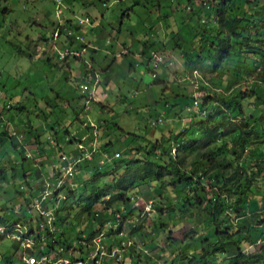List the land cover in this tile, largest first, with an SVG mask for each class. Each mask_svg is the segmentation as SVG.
Segmentation results:
<instances>
[{"label": "rangeland", "instance_id": "1", "mask_svg": "<svg viewBox=\"0 0 264 264\" xmlns=\"http://www.w3.org/2000/svg\"><path fill=\"white\" fill-rule=\"evenodd\" d=\"M207 1L62 0V13L57 14L55 0H0V218L6 217L16 203L22 206L23 212L29 211L24 195L34 199L41 195V185L32 188L37 180L44 178L52 182L51 174H57L56 169L67 165L62 161L63 157L80 155L76 145L67 140H78L87 152L94 148L93 164L82 170L81 165L89 164L81 163L74 169V178L79 180L74 184V178L68 179L62 189L55 190H58L56 195H60L57 206L64 221L63 224L57 218V234L66 241L65 248L74 249L72 260L82 259L90 264L88 251L81 253L79 250L78 236L84 244H88L89 249L92 242L89 234L97 229L107 234L117 222L112 214L123 207L119 202L108 206L97 203L92 211L104 212L107 219L102 217L99 220L95 215L94 223L87 213L80 212V205L71 204L78 203V198L73 199L75 194L80 193L87 198L96 187L99 191L104 187L110 189L133 182L137 169L135 165L126 163L147 157V145L157 138L162 140L163 148L174 144L178 133H182L185 142L205 139V134L198 130L197 122L191 125L188 124L190 120L182 122L179 118L180 115L186 117L185 106L190 104V95H193L191 83L181 81L185 75L181 73L184 60L181 54L184 51L197 54L195 48L198 47L202 29L200 21L212 17ZM240 1L234 2L232 14L241 7ZM245 1L246 19L250 18V13L261 12L264 8V0H258L257 4L256 0ZM261 16H264V10ZM250 31L247 28L243 32L244 38L249 36ZM258 32L261 33V29ZM154 54L162 57L164 64H157ZM206 54L207 45L204 43L201 56ZM237 54L226 59L232 70H225L221 75L199 71L203 80L199 85L208 83L212 94L217 92L221 99L230 98L235 87L231 79L237 78V88L245 85L243 71L235 67L239 59ZM261 70L258 67L253 77ZM257 81L260 86L263 85L260 80ZM93 83H96L97 89L86 110L85 96L91 92ZM207 106L211 109L217 104L210 101ZM158 119L163 123L153 127L152 123ZM31 132L37 135L38 143ZM221 141L217 142L218 146ZM104 145H107L108 156L120 153L121 159L100 165L101 158L104 162L107 159L105 154L96 152ZM214 146L212 143L209 147ZM138 147H142L140 154H137ZM256 148V145L251 146L250 151L255 149L259 153ZM198 150L204 149L199 147ZM180 154L190 162L196 151ZM245 156L243 153L242 158ZM97 172L103 176L91 182ZM169 178L164 176L163 184L171 190L174 187H170ZM73 184L75 187L71 189ZM137 186L126 194L138 213H142L149 202L143 194H149L151 188L141 183ZM253 188L255 193L252 196L264 194V183L260 180ZM169 192L166 190L164 196ZM118 193H121L120 189L107 192L104 201H109L110 196ZM64 197L68 199L65 202L62 200ZM249 203L246 217L259 205L256 199ZM42 207L55 217L50 197L45 199ZM166 215L161 216L174 225L169 228L170 234L167 228H164L163 234L159 231L162 227H154L161 222L156 211L151 210L150 215L133 221L136 225L133 231L132 221H124L122 232L125 239L120 240L125 251L123 261L104 259L98 264H230L231 252H210L204 257L206 253L193 250L191 239L199 237L194 232L202 235L198 229L200 225H196L194 219L185 218L177 222L173 221L176 218L172 212L168 211ZM231 216L234 225L244 219ZM24 224L29 226L27 222ZM31 225L32 233L37 235L39 224L34 221ZM261 229L262 226H256L260 232L254 234L255 238L260 236L264 226ZM238 238L243 239V236ZM0 239V264L4 259L11 264H21L23 249H16L11 239ZM128 241L133 245L127 250L125 244ZM255 241L257 244L253 245L240 241L239 247L243 254L246 253V261H250L248 256L254 258L260 254L264 241L259 238ZM40 246H46V241L32 245L34 251H27L37 258ZM32 254L29 257H33ZM261 254L263 258L254 264H264V249Z\"/></svg>", "mask_w": 264, "mask_h": 264}, {"label": "trees", "instance_id": "2", "mask_svg": "<svg viewBox=\"0 0 264 264\" xmlns=\"http://www.w3.org/2000/svg\"><path fill=\"white\" fill-rule=\"evenodd\" d=\"M235 1L240 0H208L207 8L211 10L212 17L208 18V25L201 23L202 29L200 30L199 44L195 48L197 54L189 51L183 52V68L185 73L200 71L202 74L210 73L221 75L225 70H232L225 61L231 55L236 56V53H238L239 59L236 61L235 67H240L243 71L242 79L245 85L237 88V78L231 79L235 87L233 88V95L230 98L222 97L221 99V96L217 92L212 94V89H208V83L204 82V84L200 85L201 88H199V91L202 95V102L207 104L210 101H214L217 104L207 114L206 118L197 122L199 125V128H197L202 134H205V139H201L198 142H185L182 140V133H178L175 136L174 144H171L168 148H163L162 140L157 138L147 145V150H145L146 152L144 151L148 155L147 157L142 160L134 159L126 163L127 165H135L134 167L137 169L133 182L114 186L110 189L108 187L104 189V187L99 191H97L99 187H96L97 189L93 194L87 196V198L77 193L73 199L78 198V203L74 202L71 204L78 207L80 205V212L87 213V216L91 217L92 221L96 223L95 215H98L96 217L99 220H102V217L106 216L104 212L97 213L92 211L97 203H106L108 206L112 202H119L122 204L123 211L119 209L117 211L124 212V220L134 221L133 218L129 217L134 216L136 208L126 193L133 187L137 188V185L140 183L147 184L151 188V192L143 195L147 199V202L152 201L153 212L156 211L158 213L161 222L159 226L154 224V227L156 229L162 227L159 230L161 233H165L164 228L169 229L170 226L174 227L171 222L167 223L168 219L165 218L168 216V214L166 215L168 211L174 214L176 219L173 221L181 222L185 218L194 219L196 225H200L198 229L201 230L202 235H199L197 231L194 232L199 237L191 239V247L193 250L206 253L204 257L207 254L209 255L210 252H219L222 254L231 252L229 256L230 264H254L259 262L260 258H263L261 253L264 245L259 249L260 254H258V257L254 256L252 258V256H248L250 261H246V253H242L239 244L240 241L248 245L257 244L255 240L258 238L262 242L264 241V230H262L264 218L259 217L264 215V194L252 196L255 193L253 186L259 180L264 183V38H258L261 36L264 37V16H261L264 8H261V12L250 13V18L246 19L247 11L245 9V0L239 2L241 7L234 10L236 14L231 13ZM248 2L249 0H247ZM257 3L258 0L255 1V4ZM247 28L251 31L249 32V36L244 38L243 32ZM260 29L262 31L261 33L258 32ZM204 43L207 45L206 57L204 55L203 57L201 56ZM257 43L261 45L258 47L256 46ZM245 47L247 50H242ZM258 67L262 70L253 77V73L257 71ZM257 80H260L263 85L260 86ZM191 125L193 124L191 123ZM31 134L35 142L38 143L39 139L37 135L33 132ZM219 140L222 141L220 143L221 145L218 146L217 142ZM67 142L70 144L74 143L77 151H80V155L83 158L82 163L89 164L86 166L80 164L81 169L83 167L89 168L94 162L93 158L95 154L92 159H88L85 157L83 151L84 146L81 142L76 139H73V141L69 139ZM212 143L215 146L209 147ZM107 145H104L96 152L99 155L105 154V158L107 159L104 162L101 158L99 161L100 165H106L112 160L121 159L120 153H114L112 156H108L106 150ZM175 145H177V151L176 154H172ZM254 145H256L259 153L255 149L252 152L250 151V147ZM199 147H202L204 150L199 151ZM141 149L142 147L137 148V154L142 153L140 151ZM189 151H196V155L190 162H187L182 158L180 153L187 154ZM243 153L246 154L244 158H242ZM71 157L73 158L74 155H69L68 160ZM60 173L61 169L58 170L57 174L54 175L52 173L53 176L51 174L52 182L54 181V183L50 181L52 184L50 204L53 206L52 209L55 215L53 221L48 224L47 219L39 212L34 213L32 210H29V212L25 210L23 212L21 210L22 206L17 203L12 207V211L8 213L7 216L9 217L0 218V226H5L8 232L14 227L15 223L25 226L24 223L27 222L29 224L26 229L28 234H23V238L33 232L31 224L34 221L37 222L39 224V231L37 235H34V244L38 245L43 240L46 241V246H40L43 249L38 251L41 255H49L48 257L54 261L58 256H62V254H59L58 246L64 247V253L68 250V247L65 249L66 241L63 240L61 235L57 234L58 228L56 225L57 218L62 223L64 222L63 218L59 216L60 208L58 209L57 203L60 200V195L57 194V196L56 192L62 189L65 184H61L60 188L55 191V187L62 177ZM84 174L87 175L86 171H84ZM101 176L103 174L97 172L94 174L91 182L98 181ZM164 176H170L168 179L169 185L170 187H174L171 190L164 186ZM77 181L74 178V184ZM74 184L73 188L71 186V189H74ZM40 185L41 187L44 186V184ZM118 189H120L121 193L110 196L109 201H104L106 200L107 192L112 190L117 191ZM40 190L42 194L36 197L37 201L41 199L44 193V189L40 188ZM166 190L170 192L164 196ZM19 194L22 195L20 192ZM24 196L27 206H33V197ZM254 199H256L257 203L259 202L258 208L252 210L253 212H250L251 215L246 217L248 213L247 207L250 206L249 201L251 202ZM62 200L65 202L68 199L64 197ZM154 203L156 206H154ZM128 205L130 206L127 209ZM71 207L72 205L69 208ZM65 208L63 207L62 209ZM15 211L20 216H24L14 215ZM164 214L166 216L163 219L161 215ZM230 216L231 218L236 217L238 219L244 217V219L234 225ZM256 226H262V231L260 236L255 238L254 234L260 232L256 230ZM170 232L171 230L169 229V234ZM91 234L92 232L89 235ZM239 236H243V239L238 238ZM78 240H80V236H78ZM12 242L16 245V249L20 248L18 242ZM82 248L81 246L79 247L81 253H83ZM69 249H71L70 251L74 250L72 248ZM65 258L73 259L68 255ZM76 261H80V259H76ZM2 264H11V261L4 259L2 260ZM21 264L25 263L21 262Z\"/></svg>", "mask_w": 264, "mask_h": 264}, {"label": "clouds", "instance_id": "3", "mask_svg": "<svg viewBox=\"0 0 264 264\" xmlns=\"http://www.w3.org/2000/svg\"><path fill=\"white\" fill-rule=\"evenodd\" d=\"M208 22H209V19H202L200 21V24L205 23V25H208ZM181 55L183 56V52ZM153 58L157 64H164L162 57L154 54ZM169 65H171V62L169 63ZM181 73L185 74L183 76V78L181 79V81L183 83L184 82L185 83L186 82L191 83L190 87L193 90V95H190L191 98H190V104L187 105L188 107L185 106L184 112L187 113L186 117H182L180 115L179 119H180V121L183 120L182 122H185V120H190V122L188 124H191L193 122H198L199 120L206 118L207 114L210 113V110H212V108L210 109L209 106H207L208 103L204 104L202 102V99H201L202 95L199 91L200 85H202V84L199 85V82L203 81V80H202V77L200 76V73L198 71L185 73L184 68H183V72H181ZM152 77H153V79L156 78L155 75H152ZM82 89H83V87H82ZM96 89H97V85H96V83H93L91 92H88L85 96L86 110H88V106L93 101V94L96 91ZM162 123H163V121L161 119H158L156 122H153L152 125H153V127H156L158 124H162ZM83 151L85 154H88L89 159H92L93 155L95 154L94 148L92 149L91 152H87L85 149H83ZM176 151H177V145H175V148L172 150V154H176ZM63 158L68 159V157H63ZM70 160H79L76 167H78L83 162V158L81 157V155L74 156ZM56 172L58 173V169H56ZM62 172H63V170L61 169L60 174L62 175V177L60 178V182L55 187V190L60 188L61 184H63L66 180L71 179V178L73 179L75 177L74 172H73V176L71 178L64 177V172L63 173ZM51 187H52V184H50V182L47 183V187H46V184H44V186L42 187V189H44L43 192H46L48 190L52 194ZM43 195H44V193H43ZM43 195H42V197H43ZM49 197H47V198H49ZM35 200L36 199H34L33 204L35 203ZM28 209L32 210L34 213L36 212L32 208V206H30V208L28 207ZM151 210L153 211V203H152V201H149L148 203H146L145 208L143 209L142 213L141 212L138 213V210L135 209L134 216L129 217V218H133L134 221L141 220V218H143L144 215H150ZM122 211H123V208H122ZM27 212H29V211H27ZM14 215L20 216V214H18L17 211L14 212ZM123 215H124V212H118V211H116L115 214H112V216H114V219L117 222L109 230V232L107 234L100 232V230L99 231H97V230L92 231V234L88 236V238L90 237L91 241H92L89 249H87L88 244L87 245L84 244V240L80 239V245H81V247H83L82 248L83 251L87 250L89 253L88 257L90 260V264H98L99 261L103 262L104 259H114L117 262L121 261L123 259L122 255L124 254L125 251H124V248L121 247L122 241H120V240H121V238L125 239L123 232H122V228H123L122 224L124 223V221H127V219L124 220ZM108 224H110V222H108ZM0 227H5V226H0ZM135 228H136V225L132 221V223H131V229L132 230L131 231L136 230ZM33 235H35V233ZM97 239H99V242L93 243V240H97ZM0 240H2V239H0ZM125 245H126L127 250H128V249H130L131 245H133V243H131V241H128ZM58 248L60 251L59 254H62V256H58V258L55 261L52 260L50 257H48L49 255H46V254L41 255L40 253H39V257L36 258L30 251H29V254L27 256L29 257L30 254H32L33 258H36L37 261H41L42 256H45L49 260V262H46V264H57L56 262L58 259L66 260V261H68V264H72V263H74V264H86V262H84L82 259H80V261H76V260H71V259L65 258V256H67V255L71 257L72 252H73V251H70L71 249H68L64 253V249H63L64 247L58 246ZM40 249H43V248H40ZM97 257L100 258V260H98ZM20 261L25 263L24 261L21 260V257H20ZM41 263H39V264H41Z\"/></svg>", "mask_w": 264, "mask_h": 264}, {"label": "built area", "instance_id": "4", "mask_svg": "<svg viewBox=\"0 0 264 264\" xmlns=\"http://www.w3.org/2000/svg\"><path fill=\"white\" fill-rule=\"evenodd\" d=\"M55 1L57 3L56 13L61 14L62 10L60 7L62 4V0H55ZM56 33H57V31L55 32V34ZM85 157H87L89 159L88 154H85ZM62 160L67 163V165L62 168V170L64 172V177L71 178L73 176L74 169L77 166L79 160H68L66 158H63ZM46 187H47V185H46ZM49 196H51V192H49L47 190L46 192H44L43 197H41V199L39 201L35 200V203L32 206V208L36 212H39L42 216L47 218L48 224L51 221H53V217L50 215V212H48L44 207H42V202ZM26 229H27V226H23L19 223H15L14 227L9 232L7 231L6 227H0V238L4 237L6 239H11L12 241H16L19 243V247L21 249H23V251H21L22 252L21 253V260L24 261L25 264H39L43 261L49 262L48 258H46L45 256H42L41 261H37L36 258H33V257L29 258L27 256L29 254V252L27 250H34L31 247L32 245H34V239H33L34 233L23 238V234H28ZM41 230H42V228H41ZM38 231H39V229H38ZM98 242H99V239L93 240V243H98ZM56 263L57 264H68V261L63 260V259H58Z\"/></svg>", "mask_w": 264, "mask_h": 264}, {"label": "crops", "instance_id": "5", "mask_svg": "<svg viewBox=\"0 0 264 264\" xmlns=\"http://www.w3.org/2000/svg\"><path fill=\"white\" fill-rule=\"evenodd\" d=\"M72 158V157H71ZM44 182H46V185H47V180L45 179L44 180V178L42 179V180H37V182L32 186V188H36L37 186H39L40 184H43ZM41 189H42V187H41ZM41 194H42V191H41ZM34 199V198H33ZM36 199V198H35ZM30 208V207H29Z\"/></svg>", "mask_w": 264, "mask_h": 264}]
</instances>
